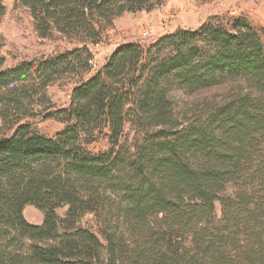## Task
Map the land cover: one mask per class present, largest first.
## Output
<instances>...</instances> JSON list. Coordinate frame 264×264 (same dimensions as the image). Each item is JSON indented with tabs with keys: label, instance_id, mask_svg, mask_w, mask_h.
Returning <instances> with one entry per match:
<instances>
[{
	"label": "trees",
	"instance_id": "1",
	"mask_svg": "<svg viewBox=\"0 0 264 264\" xmlns=\"http://www.w3.org/2000/svg\"><path fill=\"white\" fill-rule=\"evenodd\" d=\"M19 1L43 37L57 28L96 41L113 16L164 0ZM5 10L0 0V19ZM218 21L120 46L75 86L70 106L58 111L71 125L54 138L20 116L0 123V264H264V204L250 191L257 182L264 188V30ZM69 55L45 59L39 71L56 70ZM30 70L26 63L2 73L0 84ZM237 79L246 91L204 125H180L172 86L195 92ZM128 119L136 136L122 141ZM102 123L111 147L92 153L79 136ZM228 185L237 187L231 196ZM108 194L121 200L113 206L135 233L131 241L77 226L88 212H106ZM27 204L45 213L42 225L25 218ZM25 239L27 252L13 249Z\"/></svg>",
	"mask_w": 264,
	"mask_h": 264
},
{
	"label": "rangeland",
	"instance_id": "2",
	"mask_svg": "<svg viewBox=\"0 0 264 264\" xmlns=\"http://www.w3.org/2000/svg\"><path fill=\"white\" fill-rule=\"evenodd\" d=\"M3 3L6 10L0 19V74L26 63L32 64L34 71L26 72L23 80L9 86L0 84V123L6 120L10 123L20 116L21 122H31L40 134L50 138L56 137L71 125L64 114L58 111L70 106L75 86L107 65L120 46L130 43L148 46L179 29L196 30L212 18H217L218 22H224L229 27L233 26L235 19H241L256 29L264 30V0H164L153 9L126 10L113 16L103 27L98 25L97 29L101 28L102 36L96 41L65 35L57 28L43 37L28 7L19 0H3ZM61 54L70 55L56 70L39 71L42 61ZM14 86L19 89L14 91ZM247 87L248 84L242 79L228 80L195 92L172 86L171 100L175 116L182 126L191 123L204 125L211 113L218 111L239 95L240 91H246ZM15 102L20 103V110L14 108ZM51 113L55 115L49 116ZM107 134L109 130L102 123L94 128L91 135L81 130L79 140L88 151L99 153L111 147ZM135 136L136 131L128 119L122 141L127 138L132 141ZM236 189V186L228 185L225 195H233ZM250 191H257L255 197L264 204V188L259 182ZM106 197L111 196L108 194L101 197L108 205L106 212L100 215L88 212L78 220L77 226L94 231L107 230L117 237L125 234L126 239L131 241L135 233L117 214L116 206H113L121 200L114 196L111 199ZM67 211V205L57 209L61 217ZM23 214L32 224L44 223L45 213L32 204L25 205ZM216 215L222 217L219 202L216 203ZM101 238L104 241L102 235ZM30 243L28 239L16 242L13 249H24L27 252Z\"/></svg>",
	"mask_w": 264,
	"mask_h": 264
}]
</instances>
